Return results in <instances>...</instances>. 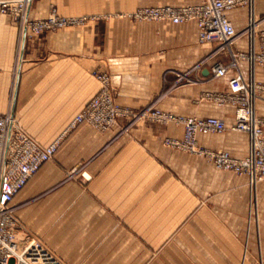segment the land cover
Instances as JSON below:
<instances>
[{
    "label": "crops",
    "instance_id": "1",
    "mask_svg": "<svg viewBox=\"0 0 264 264\" xmlns=\"http://www.w3.org/2000/svg\"><path fill=\"white\" fill-rule=\"evenodd\" d=\"M201 1L33 0L31 21L53 9L88 20L22 46L19 25L0 12V116L14 112L43 146L59 141L55 157L14 199L18 239L41 240L65 264H264V182L253 191L247 176L167 146L166 139L183 138L175 122L128 127L120 120L104 132L71 127L101 89L95 73L105 72L122 107L223 119L229 129L200 135L201 147L245 158L248 135L230 129L235 108L212 99L233 89L232 70L211 78L213 62L227 64L228 55H215L217 43L201 44L194 22L130 18L145 7ZM256 12L264 31V0H256ZM227 16L238 32L245 29V7ZM247 48L246 37L235 45ZM257 78L264 82L260 69ZM257 108L264 117V100Z\"/></svg>",
    "mask_w": 264,
    "mask_h": 264
},
{
    "label": "built area",
    "instance_id": "2",
    "mask_svg": "<svg viewBox=\"0 0 264 264\" xmlns=\"http://www.w3.org/2000/svg\"><path fill=\"white\" fill-rule=\"evenodd\" d=\"M32 2L9 0L0 4V12L9 15L19 25L21 46L24 40L79 27L88 20L63 17L53 9L48 18L31 21L29 9ZM240 7L248 10V22L242 32L236 30L227 16V12ZM130 18L136 22H194L201 44L217 43L215 55H228L230 61L227 64L213 62L211 78L222 79L232 70L233 89L230 93L216 94L212 99L221 106L232 105L235 108V122L230 129L248 135V155L238 159L228 152L213 151L199 145L200 135L223 134L229 129L222 119L177 118L155 107L141 111L122 107L117 103L111 75L105 72L95 73L101 89L71 127L88 124L104 132L117 127L121 119L128 121V127L148 121L182 123L185 126L183 139L167 141L169 147L204 158L219 170L247 176L250 187L256 191L258 184L264 182V117L259 115L257 108L259 101L264 100V82L257 78L259 69L264 72V31H260L261 19L256 12V0H202L193 7H145L135 11ZM242 37L248 41L246 52L235 49ZM211 60L212 56L208 57L197 69ZM185 79V76L179 77L178 83ZM191 82L188 79L187 83ZM58 148L59 141L49 146L41 145L25 132L12 112L0 116V264H65L41 240L32 236L17 238L18 222L13 207L17 194L45 163L55 157Z\"/></svg>",
    "mask_w": 264,
    "mask_h": 264
},
{
    "label": "rangeland",
    "instance_id": "3",
    "mask_svg": "<svg viewBox=\"0 0 264 264\" xmlns=\"http://www.w3.org/2000/svg\"><path fill=\"white\" fill-rule=\"evenodd\" d=\"M166 113V112H165ZM172 115V114H171ZM174 116V115H173ZM176 117V116H175ZM178 118V117H177ZM181 118H190V117H181ZM196 118H199V117H196ZM199 119H206V118H199ZM220 119V118H219ZM121 120H126V119H121ZM223 120V119H222ZM127 121V120H126ZM148 122H155V121H148ZM148 122H146V123H148ZM171 122H175V121H171ZM171 122H167V123H161V124H164V125H167V124H169V123H171ZM155 123H158V122H155ZM175 123H177V124H180V125H183V127H184V131H185V126H184V124H182V123H178V122H175ZM183 137H184V135H183ZM183 139V138H182ZM181 139V140H182ZM172 141V140H174V139H166V141H165V144L167 145V141ZM181 140H175V141H181ZM199 145H200V143H199ZM168 146V145H167ZM201 146V145H200ZM202 148H204V147H202ZM206 149V148H205ZM177 150V149H176ZM179 151V150H178ZM181 152H184V151H181ZM184 153H188V152H184ZM188 154H190V153H188ZM192 155V154H191ZM201 158V157H200Z\"/></svg>",
    "mask_w": 264,
    "mask_h": 264
},
{
    "label": "water",
    "instance_id": "4",
    "mask_svg": "<svg viewBox=\"0 0 264 264\" xmlns=\"http://www.w3.org/2000/svg\"><path fill=\"white\" fill-rule=\"evenodd\" d=\"M13 113V115H14V112H12Z\"/></svg>",
    "mask_w": 264,
    "mask_h": 264
}]
</instances>
